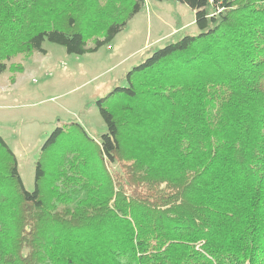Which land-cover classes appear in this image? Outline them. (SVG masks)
<instances>
[{
    "label": "trees",
    "instance_id": "trees-1",
    "mask_svg": "<svg viewBox=\"0 0 264 264\" xmlns=\"http://www.w3.org/2000/svg\"><path fill=\"white\" fill-rule=\"evenodd\" d=\"M176 1L200 33L98 100L100 141L56 128L33 192L0 136V264H264V0ZM145 3L0 0V73L96 52Z\"/></svg>",
    "mask_w": 264,
    "mask_h": 264
},
{
    "label": "rangeland",
    "instance_id": "rangeland-1",
    "mask_svg": "<svg viewBox=\"0 0 264 264\" xmlns=\"http://www.w3.org/2000/svg\"><path fill=\"white\" fill-rule=\"evenodd\" d=\"M199 33L188 5L147 0L125 29L96 52L74 55L45 42L46 54L20 55L8 62L0 73V136L17 157L26 189L35 190L41 150L56 128L76 124L100 141L107 128L98 100L127 87V73L155 51ZM12 63L22 64L23 70L14 73ZM111 170L119 171V166Z\"/></svg>",
    "mask_w": 264,
    "mask_h": 264
},
{
    "label": "built area",
    "instance_id": "built-area-1",
    "mask_svg": "<svg viewBox=\"0 0 264 264\" xmlns=\"http://www.w3.org/2000/svg\"><path fill=\"white\" fill-rule=\"evenodd\" d=\"M211 3H213V2L211 1ZM211 8H212V13H218V12H221L223 10V9L220 8L216 12L215 9H214L215 8L214 6H212Z\"/></svg>",
    "mask_w": 264,
    "mask_h": 264
},
{
    "label": "crops",
    "instance_id": "crops-1",
    "mask_svg": "<svg viewBox=\"0 0 264 264\" xmlns=\"http://www.w3.org/2000/svg\"><path fill=\"white\" fill-rule=\"evenodd\" d=\"M146 2H147V0H146Z\"/></svg>",
    "mask_w": 264,
    "mask_h": 264
}]
</instances>
